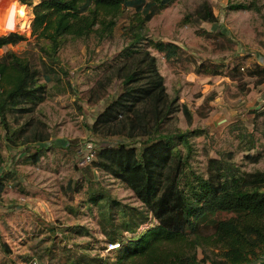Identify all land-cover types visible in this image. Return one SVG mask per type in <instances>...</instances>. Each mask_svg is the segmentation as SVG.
<instances>
[{
    "label": "rangeland",
    "instance_id": "obj_1",
    "mask_svg": "<svg viewBox=\"0 0 264 264\" xmlns=\"http://www.w3.org/2000/svg\"><path fill=\"white\" fill-rule=\"evenodd\" d=\"M16 1L20 0H0V21L9 4ZM39 1L13 13V24L3 37L15 34L32 42V9ZM204 2L211 7L215 24L199 22L195 17ZM229 3L253 8L231 11L227 8ZM133 13L131 9L123 11L107 40H67L60 49L55 65L60 92H56L54 83L47 82L46 101L18 122L33 118L37 130L48 137L47 143H34L28 149L13 148L5 142L0 127V178L5 184L0 192V264H66L72 253H85L90 260L111 259L113 253L107 251L108 230L99 225V210L90 203L91 195L105 193L115 203L142 209L132 191L86 160L91 150L126 142L120 138L104 140L93 135L90 127L121 93L120 82L109 83L106 76L129 43L131 35L126 28ZM7 20L1 32L7 28ZM146 37L172 42L183 49L179 60L173 63H167L163 54L149 50L156 57L169 98L177 97L178 103L189 111V118L178 113L168 131L192 133L191 169L205 175L208 159L230 153L241 171H264V116L254 120L250 112L253 108L264 111V102L257 93L256 78L247 75L256 62L264 63V0H176L148 22ZM26 49L33 48L23 42L0 51V57L7 51L24 55ZM33 63L40 64L38 60ZM199 65L218 75L196 74ZM61 69L68 73L67 77ZM237 98L240 99L236 101ZM228 108L243 109L229 114ZM12 127L16 129L18 124L12 122ZM245 133L254 137L251 151L241 150L245 145L239 143V135ZM141 141L137 138L129 144L139 149ZM35 153L39 159L33 163L30 156ZM250 157L259 159L251 162ZM111 214L116 221L119 219L114 206ZM155 225L149 216L147 223L135 232H122L118 237L123 241L137 238ZM202 256L203 251L197 249L198 259Z\"/></svg>",
    "mask_w": 264,
    "mask_h": 264
},
{
    "label": "trees",
    "instance_id": "obj_2",
    "mask_svg": "<svg viewBox=\"0 0 264 264\" xmlns=\"http://www.w3.org/2000/svg\"><path fill=\"white\" fill-rule=\"evenodd\" d=\"M175 1L40 0L32 9V42L15 34L0 38V50L23 42L33 48L26 49L24 55L7 51L0 57V127L8 145L28 149L34 143H47L48 137L37 130L33 118L18 122L46 101L47 82L54 83L56 92H60L55 69L60 49L67 40H107L123 11L134 12L126 28L131 35L129 43L106 76L109 83L120 82L121 93L90 127L93 135L104 140L120 138L126 142L93 150L91 167L132 191L142 209L115 203L105 193L91 195L90 203L99 210V225L108 230L109 243L117 242L119 248L111 251V259L90 260L85 253H72L66 264H264L259 263L264 257V171H241L232 155L226 153L208 159L205 175L198 174L189 165L192 133L168 131L178 113L188 118L190 114L177 97L169 98L156 57L149 49L163 54L167 63L179 60L183 49L172 42L148 39L146 27ZM33 2L16 1L8 10L17 11ZM227 8L250 11L253 7L229 3ZM195 17L199 22H217L207 2L196 10ZM34 60L40 64H34ZM200 66L196 74L218 75ZM247 75L256 78V86L264 79V68L253 65ZM251 112L254 120L264 116L259 109ZM12 122L18 124L16 129ZM137 138L142 140L139 149L129 144ZM239 143L245 145L241 149L244 151L255 147L251 133L240 134ZM38 159V153L30 156L33 163ZM249 159L257 162L259 158ZM2 180L0 192L5 187ZM111 206L117 208V221ZM149 216L156 221L155 226L137 238H119L122 232H135ZM197 249L203 251L201 259Z\"/></svg>",
    "mask_w": 264,
    "mask_h": 264
},
{
    "label": "crops",
    "instance_id": "obj_3",
    "mask_svg": "<svg viewBox=\"0 0 264 264\" xmlns=\"http://www.w3.org/2000/svg\"><path fill=\"white\" fill-rule=\"evenodd\" d=\"M16 12L17 11H9L8 9H7V14H5L4 15V17H3V19L0 21V37H3V33H7V31L9 32V30H10V26L13 24V23H11V21H12V14L13 13H15L16 14ZM0 17L2 18V15H0ZM6 18H8V20H7V22H6V29L5 30H3V32H1V27H3V23H4V20L6 19ZM13 46H7V47H4L3 49H1L0 51H2V50H11V48H12ZM254 65H258V66H260V67H263L264 68V63L263 64H261L260 62H256V64H254ZM256 88H258L259 90H260V88H262V90L259 92V90H257V93H260V96H261V99H262V102H264V79L261 81V83L260 84H258V85H256ZM251 94V93H250ZM253 94V93H252ZM241 98V97H240ZM240 98H237V99H235L236 101H238V99H240ZM251 106V104L249 103V107ZM240 107H243L242 105H240ZM240 109H243V108H240ZM231 110L230 111V109L228 108V113L229 114H236V113H240L241 112V110ZM259 109V108H258ZM258 109H256V108H253V109H250L251 111L252 110H258ZM250 111V112H251ZM259 263H264V257H262L261 258V260L259 261Z\"/></svg>",
    "mask_w": 264,
    "mask_h": 264
},
{
    "label": "built area",
    "instance_id": "obj_4",
    "mask_svg": "<svg viewBox=\"0 0 264 264\" xmlns=\"http://www.w3.org/2000/svg\"><path fill=\"white\" fill-rule=\"evenodd\" d=\"M88 148L90 149L91 146H88ZM93 157H94V154H93L92 150H91V153L87 152V155H86L87 161H92ZM118 248H119V245L117 243H109L107 251H113V250H116ZM30 264H38V263L36 261H33Z\"/></svg>",
    "mask_w": 264,
    "mask_h": 264
}]
</instances>
